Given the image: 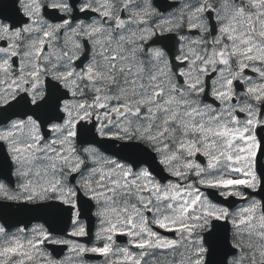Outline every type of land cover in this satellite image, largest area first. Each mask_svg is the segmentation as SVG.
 <instances>
[{
	"label": "snow or ice",
	"instance_id": "obj_1",
	"mask_svg": "<svg viewBox=\"0 0 264 264\" xmlns=\"http://www.w3.org/2000/svg\"><path fill=\"white\" fill-rule=\"evenodd\" d=\"M0 264H264V0H0Z\"/></svg>",
	"mask_w": 264,
	"mask_h": 264
}]
</instances>
